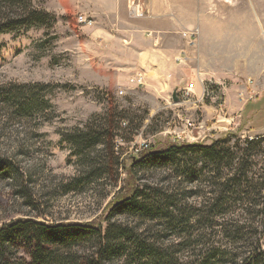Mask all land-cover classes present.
<instances>
[{
	"label": "trees",
	"instance_id": "trees-1",
	"mask_svg": "<svg viewBox=\"0 0 264 264\" xmlns=\"http://www.w3.org/2000/svg\"><path fill=\"white\" fill-rule=\"evenodd\" d=\"M55 23L54 14L34 7L31 0H0V35L51 29ZM54 87L0 84V103L10 117L48 121L51 115L45 113L53 107L46 96ZM259 111L264 115V91L257 102H247L243 116L249 114L248 119L235 132L210 144L175 143L158 150L148 145L131 157L128 167L119 162L114 144L115 136L131 140L133 129L123 126L131 118L127 111L95 115L84 128L60 132L79 167L64 184V193L83 192L106 176L107 157L124 168L123 185L108 202L102 222L27 217L1 224L0 264H264V136H239ZM127 129L129 137L118 133ZM156 171L164 173L160 183H149L145 174ZM16 177L26 178L11 158L0 155V178ZM27 179L20 193L33 206ZM237 207L253 223L241 225L229 218ZM205 230L210 236L221 233L220 244ZM171 236L179 242H166ZM23 249L28 259L20 255ZM186 251L191 252L189 260H182Z\"/></svg>",
	"mask_w": 264,
	"mask_h": 264
},
{
	"label": "rangeland",
	"instance_id": "rangeland-1",
	"mask_svg": "<svg viewBox=\"0 0 264 264\" xmlns=\"http://www.w3.org/2000/svg\"><path fill=\"white\" fill-rule=\"evenodd\" d=\"M31 2L34 7L54 14L56 23L51 29L31 28L0 35V84L54 85L52 93L46 96L53 109L45 113L51 115L48 121L38 118L21 119L10 117L0 103V155L11 158L22 176L28 178L26 184L34 201L33 206L27 205L21 196L20 184L26 178H0V225L27 217L54 223L104 220L108 211L107 204L122 187L125 178L124 168L115 165L111 157L105 159L109 163V172L100 181L83 192L63 191L64 184L78 174L79 167L78 159L71 155L68 144L61 141L60 132L84 128L95 115L124 110L131 116L132 120H125L123 125L133 129L131 140L127 141L121 136L114 138L116 156L126 167L131 164L134 148L141 143H146L155 150L175 143L210 144L214 139L225 133L235 132L239 127L240 124L234 125L229 119L219 122L215 120L221 113V89L216 90L213 99L210 96L204 97L207 100L205 102L212 101L217 110L210 111L209 105L208 111L203 112L190 97H187L190 100H186L183 105H173L172 97L157 95L142 81L136 86L131 85V73L120 74L122 70L117 67L119 61L116 54L122 53V48L116 43L110 42L107 46L99 43L100 16L103 15V20L110 22L109 13L102 10L99 0ZM132 2L134 5H143L144 11L142 2L131 0L129 6ZM129 6L128 19L133 21L141 17L133 16ZM79 15L93 19V24L87 26L79 23ZM205 29L204 36L210 37L209 32H206L207 28ZM106 36L109 38V35ZM197 40L195 35L192 42H187L189 49L194 52L198 47ZM42 41L45 43H41ZM208 42L210 52V40ZM189 56L188 51L187 57ZM189 62L191 63V59ZM247 94L253 96L247 102L253 103L263 95L260 93L255 96V90L251 87H248ZM168 101L172 105L165 106ZM224 111L225 117L229 118L226 110ZM253 112L250 111L249 114ZM249 114H245L242 121L248 119ZM261 114L263 111L258 112V119H251L247 123L248 126H253L252 130L246 124L239 132L242 140L264 136V128L254 130L259 128L255 126L264 124V115ZM118 133L130 136L129 129ZM262 165L263 161L259 159L257 167ZM145 176L149 183L157 184L164 173L156 171ZM194 202L198 203L199 200L195 199ZM228 217L241 225L253 223L252 216L246 214L242 207L234 209ZM204 233L208 234L209 239L214 236V241L218 244L223 239L218 232L211 236L210 230H205ZM166 242H179V239L171 236ZM262 248L264 250V242ZM20 255L28 259L25 249L20 251ZM180 255L182 260H189L191 252L186 251Z\"/></svg>",
	"mask_w": 264,
	"mask_h": 264
},
{
	"label": "crops",
	"instance_id": "crops-1",
	"mask_svg": "<svg viewBox=\"0 0 264 264\" xmlns=\"http://www.w3.org/2000/svg\"><path fill=\"white\" fill-rule=\"evenodd\" d=\"M139 1L144 4L143 15L133 21L127 18L131 0L98 2L110 15V22L100 16L99 43H116L122 48L116 54L120 74L131 73L130 78L140 74L144 85L163 98L176 91L178 100L173 105L194 99L203 112L209 105L210 111L217 110L212 101L205 102L203 85L221 89V113L215 120L241 124L245 105L253 98L247 94L248 87L255 90V96L264 91V0ZM205 28L210 37L204 36ZM192 32L198 37L196 52L187 44ZM181 51L187 56L189 51L187 61L176 60ZM190 83L193 88L188 99L182 92ZM172 104L168 101L165 106Z\"/></svg>",
	"mask_w": 264,
	"mask_h": 264
},
{
	"label": "built area",
	"instance_id": "built-area-1",
	"mask_svg": "<svg viewBox=\"0 0 264 264\" xmlns=\"http://www.w3.org/2000/svg\"><path fill=\"white\" fill-rule=\"evenodd\" d=\"M129 9H130V12H131V14L133 16H142V14H143V7L140 4L139 5H134V2H132L130 4V6H129ZM77 20H78L79 23L87 25V26L93 24V20L91 18H89V17L84 16V15H79ZM195 35H196L195 32H192V33L188 34V36L191 37L190 41L193 40ZM186 59H188L187 55L185 54L184 51H181L180 55L178 56V58L176 60H178V62H183ZM141 81H142V76L140 74H138L137 76L131 78V82H135L136 84H141ZM192 88H193V83L188 84L186 86V88L183 90L182 94L185 97L189 98L190 91L192 90ZM215 93H216V90L214 88H212V86H210V85L209 86H206V85L204 86L203 85V93H202L203 96H210V98L213 99L214 96H215ZM147 146H148V144L141 143V144H139L138 147L134 148L133 153L134 154H138L142 149L146 148Z\"/></svg>",
	"mask_w": 264,
	"mask_h": 264
},
{
	"label": "water",
	"instance_id": "water-1",
	"mask_svg": "<svg viewBox=\"0 0 264 264\" xmlns=\"http://www.w3.org/2000/svg\"><path fill=\"white\" fill-rule=\"evenodd\" d=\"M172 99H173L174 101H177V100H178L177 95H176V91H173Z\"/></svg>",
	"mask_w": 264,
	"mask_h": 264
}]
</instances>
